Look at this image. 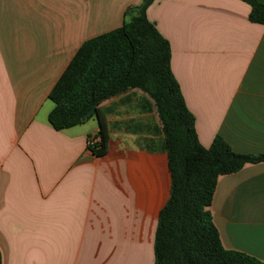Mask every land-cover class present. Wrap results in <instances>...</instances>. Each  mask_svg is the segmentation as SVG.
<instances>
[{
  "label": "crops",
  "instance_id": "0c3cea01",
  "mask_svg": "<svg viewBox=\"0 0 264 264\" xmlns=\"http://www.w3.org/2000/svg\"><path fill=\"white\" fill-rule=\"evenodd\" d=\"M143 0H0L2 264H154L170 196L166 139L140 89L104 100L107 152L88 137L95 115L56 130L53 86L79 47L129 20ZM242 0H155L172 70L202 145L220 135L264 154V25ZM225 248L264 261V161L221 175L210 206Z\"/></svg>",
  "mask_w": 264,
  "mask_h": 264
},
{
  "label": "trees",
  "instance_id": "16d2710c",
  "mask_svg": "<svg viewBox=\"0 0 264 264\" xmlns=\"http://www.w3.org/2000/svg\"><path fill=\"white\" fill-rule=\"evenodd\" d=\"M154 1L143 0L123 26L79 47L49 93L55 104L49 122L61 130L95 115L99 139L87 147L103 156L109 135L100 104L130 89L144 91L157 108L171 175L170 196L158 216L154 264H264L224 247L210 209L218 178L264 161V154L237 152L220 135L209 147L201 144L195 116L172 70L170 42L147 15ZM242 1L251 7L249 19L264 25V0Z\"/></svg>",
  "mask_w": 264,
  "mask_h": 264
},
{
  "label": "built area",
  "instance_id": "2783aa9c",
  "mask_svg": "<svg viewBox=\"0 0 264 264\" xmlns=\"http://www.w3.org/2000/svg\"><path fill=\"white\" fill-rule=\"evenodd\" d=\"M99 138L95 135L88 137V144L93 145Z\"/></svg>",
  "mask_w": 264,
  "mask_h": 264
},
{
  "label": "water",
  "instance_id": "95a60500",
  "mask_svg": "<svg viewBox=\"0 0 264 264\" xmlns=\"http://www.w3.org/2000/svg\"><path fill=\"white\" fill-rule=\"evenodd\" d=\"M94 111H95V109H91V110L88 112V114L90 115V114L94 113Z\"/></svg>",
  "mask_w": 264,
  "mask_h": 264
}]
</instances>
